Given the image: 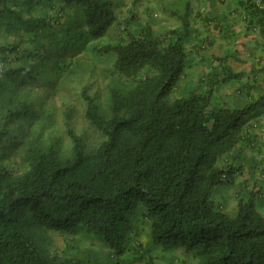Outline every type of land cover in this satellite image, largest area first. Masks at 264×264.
Here are the masks:
<instances>
[{
	"label": "trees",
	"instance_id": "obj_1",
	"mask_svg": "<svg viewBox=\"0 0 264 264\" xmlns=\"http://www.w3.org/2000/svg\"><path fill=\"white\" fill-rule=\"evenodd\" d=\"M182 3V13L172 12L180 25L159 34L148 22L132 30L134 10L120 21L114 0H0V264L63 263L39 243L35 224L64 235L94 234L121 254L138 202L146 208L152 243L165 251L181 249L198 264H264V213L254 199L241 198L232 215L213 198L242 171L217 164L220 152L264 114V40L252 50L251 81L229 50L215 56L216 69L196 87L170 101L185 76L195 32L191 0ZM240 4L248 29L264 39V7L253 0ZM195 14L223 31L217 19ZM122 23L116 40L97 42ZM85 50L114 56V73L131 85L111 90L108 109L83 87L85 116L103 139L88 148L68 110L72 146L62 153L43 138L50 118L44 96L35 103L31 93L43 95ZM243 80L245 103L217 100L221 87ZM255 86L262 92L254 98Z\"/></svg>",
	"mask_w": 264,
	"mask_h": 264
},
{
	"label": "rangeland",
	"instance_id": "obj_2",
	"mask_svg": "<svg viewBox=\"0 0 264 264\" xmlns=\"http://www.w3.org/2000/svg\"><path fill=\"white\" fill-rule=\"evenodd\" d=\"M117 5V14L120 21H123L134 10L138 22L131 27L134 31H139L145 23H150L154 30L163 34L166 31L180 25L173 11L182 13L184 11L185 0H114ZM217 0H191L193 27L197 26L202 30H207L210 34L203 42L205 47L198 48L202 36L193 33L188 50L190 57L188 60L185 76L178 84L175 91L170 95L172 101L177 97L185 95L188 91L198 85L199 79L210 72L219 62L215 56H223L227 51L236 48V58H232L235 68H244L249 73L247 80L251 81V66L245 54L241 41L222 38L221 31L215 28L214 24H209L206 29L203 20L198 18L196 12H202L205 16H210L217 9L211 2ZM224 0L218 3L222 4ZM216 3L217 5H219ZM222 7V6H221ZM218 8V7H217ZM68 12L64 13L63 25L69 24ZM218 17V15H215ZM210 18H215L210 16ZM217 20L214 22L216 23ZM63 26V27H64ZM123 23L116 26L109 35L97 41L99 44L107 41H114L122 32ZM206 31V32H207ZM196 33V34H195ZM230 31L225 30V35L229 38ZM232 37V36H231ZM114 56L108 55L97 58L89 50L82 51L73 58V63L57 79L53 87H45L41 93H31L35 103H40L44 96L45 111L50 114V118L45 122L43 138L55 141L62 153L68 152L72 146L71 138L67 133L66 111L71 110V126L85 139L88 148L96 147L103 139L102 133L90 124L85 116L86 104L79 92L83 87L88 86L90 92L95 95L102 108L108 109V100L113 88L124 89L131 85V82L114 73L112 64ZM216 69V67H215ZM248 76V75H247ZM243 81L232 82L220 88L217 100L223 103H230L231 106L241 105L246 102V93L239 92ZM261 88H264V74L260 76ZM257 86L253 87L254 98L259 97L262 90ZM250 99V98H249ZM253 99V98H251ZM264 107V106H263ZM261 119L250 120V129L244 125L237 131L233 142L225 150L220 152L216 160L217 164L231 163L240 166L242 171L239 178L232 185L221 184L214 193L213 198L223 209L234 215L237 212L239 200L253 198L256 208L264 213V114ZM20 149L17 151L19 152ZM18 154V153H17ZM17 166V164L15 165ZM146 210L142 202H138L130 213V219L126 229L127 241L125 251L116 254L114 249L109 248L101 239V243L92 237L94 234L84 235H64L55 231H50L31 226L33 234L39 243L46 249L50 256H55L62 264H198V259L191 254L179 249L176 251H165L160 246H155L151 241L150 221L144 217ZM145 222L148 226V234L145 231ZM140 230V233H139ZM150 240V243H149Z\"/></svg>",
	"mask_w": 264,
	"mask_h": 264
},
{
	"label": "crops",
	"instance_id": "obj_3",
	"mask_svg": "<svg viewBox=\"0 0 264 264\" xmlns=\"http://www.w3.org/2000/svg\"><path fill=\"white\" fill-rule=\"evenodd\" d=\"M206 1L207 3L210 4V1L212 0H206ZM217 1L219 2L220 0H217ZM241 1H244V0H224L222 4L213 1L211 2V5L215 7L217 11L215 13H212V15L210 14V16L215 17V19H217L216 24L220 23L221 27L223 28V31H221L222 34H220L222 35V38H225L226 41L232 40L233 43L236 42V40L243 42L242 43L243 49L246 51L245 53L247 55L246 57H248V61L250 62V66L252 68L254 64V62L252 61H255V59L253 60L251 59L252 50H254V47L257 45V42L263 41L264 39L260 35L259 30L251 31L250 29H248V21L244 19V16H243L244 9L240 4ZM253 1L258 3L260 6L264 7V0H253ZM216 3H218L219 5H217ZM215 15H218V17ZM204 25L206 29L209 28V26L206 25L205 23ZM196 27L197 26H195V30L196 31L198 30L197 31L198 33H201L202 35L206 33L205 36H202V37L210 36V38H212L211 35L212 36L214 35V34H210V32L207 30H202L201 32V30ZM225 30L230 31L232 37L230 36L229 38H227V36L225 35ZM231 51L232 53H235L236 55L237 53H240L236 48H233V50ZM261 53H263V51L261 52L257 51V54H261ZM261 61L264 62V60H261ZM240 69H243V68H240ZM257 119H261V118H257ZM249 125H250V122L246 124L248 130L250 129Z\"/></svg>",
	"mask_w": 264,
	"mask_h": 264
}]
</instances>
